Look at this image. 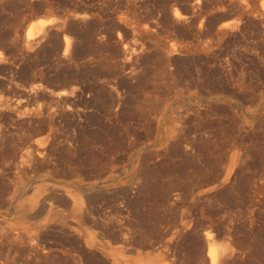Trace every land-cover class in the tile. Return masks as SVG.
Segmentation results:
<instances>
[{
  "label": "rangeland",
  "instance_id": "obj_1",
  "mask_svg": "<svg viewBox=\"0 0 264 264\" xmlns=\"http://www.w3.org/2000/svg\"><path fill=\"white\" fill-rule=\"evenodd\" d=\"M0 154V264H264V0H0Z\"/></svg>",
  "mask_w": 264,
  "mask_h": 264
},
{
  "label": "bare ground",
  "instance_id": "obj_2",
  "mask_svg": "<svg viewBox=\"0 0 264 264\" xmlns=\"http://www.w3.org/2000/svg\"><path fill=\"white\" fill-rule=\"evenodd\" d=\"M37 22V21H36ZM43 22L44 21H40L39 23H38V30L37 31H39V32H41V28H42V25H43ZM47 22V21H46ZM45 23V22H44ZM34 24V23H33ZM31 25L30 26V28H29V30H28V33H27V39L28 38H32L34 35H36L35 34V27H34V25ZM37 24V23H36ZM35 24V25H36ZM45 25H46V23H45ZM44 27V26H43ZM36 28V29H37ZM44 29V28H43ZM42 29V30H43ZM36 31V33H39V32H37ZM69 44H70V42H69V40L68 39H66V49H68V47L70 48V46H69ZM31 89V88H30ZM33 89H35L34 87H33ZM65 91L64 90H62L61 92H58V94L59 95H61V94H63ZM56 97V96H55ZM63 97V96H62ZM18 101V100H17ZM59 103V102H58ZM3 104V103H2ZM14 104H16V103H14ZM3 106V105H2ZM7 110V109H6ZM9 111V110H8ZM17 113V112H16ZM18 115V114H17ZM12 118V117H11ZM44 120V119H43ZM14 121V120H13ZM44 123V122H43ZM6 126V125H5ZM11 129V128H10ZM2 133V132H1ZM11 134V133H10ZM14 135V134H13ZM10 136V135H9ZM32 144V143H31ZM1 147H3V146H1ZM2 149V148H1ZM2 152V151H1ZM1 155V154H0ZM2 156V155H1ZM8 156V155H7ZM31 156V155H30ZM26 158H27V156H26ZM1 172V171H0ZM136 174V173H135ZM139 174H140V172H139ZM138 176V175H137ZM135 177V176H134ZM139 177V176H138ZM141 178V177H140ZM140 178H139V180L138 181H140ZM133 179H135V178H133ZM144 180V179H143ZM132 181H134V180H132ZM137 181V180H136ZM136 181H135V183H136ZM137 181V182H138ZM141 182V181H140ZM139 182V183H140ZM143 182V181H142ZM138 185V184H137ZM140 186H141V184H139ZM135 186H136V184H135ZM136 188V187H135ZM140 188V187H139ZM137 189V188H136ZM84 190V189H83ZM44 191V190H43ZM67 193V192H66ZM70 193V192H69ZM82 194H83V192H82ZM80 195V194H79ZM80 197V196H79ZM63 199V198H62ZM50 202V201H49ZM38 203V202H37ZM75 203V202H74ZM79 204H80V207H84V205H83V203H82V201L80 200V202H79ZM86 204V203H85ZM53 205V204H52ZM90 206V205H89ZM85 208V207H84ZM83 208V209H84ZM86 210H88V207H86ZM84 211V210H83ZM89 211V210H88ZM41 212V211H40ZM36 213V212H35ZM86 213V212H85ZM44 214V213H43ZM91 214V213H90ZM77 215V214H76ZM79 215V214H78ZM91 215H93V214H91ZM90 215V216H91ZM32 216V215H31ZM85 216H86V214H85ZM87 216H88V214H87ZM81 218V217H80ZM97 221V220H96ZM77 224H79V223H77ZM95 224V223H94ZM47 225V224H46ZM64 226V225H63ZM98 226V225H97ZM66 228V227H65ZM70 228H72V227H70ZM103 229V228H102ZM38 230V229H37ZM73 230V229H72ZM71 230V231H72ZM96 230V229H95ZM99 230V229H98ZM106 230V229H105ZM4 231V230H3ZM51 231V230H50ZM73 231H75V230H73ZM77 231V230H76ZM84 231V230H83ZM102 231V230H101ZM36 232V231H35ZM38 232V231H37ZM41 232V231H40ZM78 232V231H77ZM96 232H98L99 233V231H96ZM3 233V232H2ZM76 233V232H75ZM79 233V232H78ZM77 233V234H78ZM102 233H103V231H102ZM102 233H99L100 235L102 234ZM44 234V233H43ZM80 234H82V233H80ZM5 235V234H4ZM16 235V234H15ZM38 235V234H37ZM37 235H35V237L37 236ZM40 235V234H39ZM71 235V234H70ZM84 235V234H83ZM82 235V236H83ZM100 235H98L100 238H103L104 239V237H101ZM212 234H211V232H209V233H207L206 234V236L208 237V239H209V241H208V255H209V259H210V263L209 264H219L220 263V259H221V257H222V255L223 254H225L226 252L228 253V250L230 249V245L231 244H229V246H228V244H224V243H216L215 241H214V238H213V241L212 240H210V236H211ZM22 236V235H21ZM76 236V235H75ZM80 236V235H79ZM125 236V235H124ZM31 238H32V235L30 236ZM38 237H40V236H38ZM46 237V236H45ZM45 237H44V239H45ZM87 237V236H86ZM80 238V237H79ZM18 239V238H17ZM16 239V240H17ZM36 239V238H35ZM40 239V238H39ZM84 239V238H83ZM106 239V238H105ZM126 239H127V237H126ZM20 240H21V238H20ZM85 240V239H84ZM93 238L91 237V236H89V238H88V243H91L92 244V242H93ZM122 240H124V239H122ZM128 240V239H127ZM12 241V240H11ZM104 241H106V240H104ZM27 242H29V240L27 241ZM37 241H35V243H36ZM107 242L108 241H106V244H107ZM11 243V242H10ZM24 243V242H23ZM33 243H34V238H33ZM79 243H80V241H79ZM1 244V243H0ZM19 244V243H18ZM22 244V243H21ZM31 244V243H30ZM43 244V243H42ZM28 245V244H27ZM35 245V244H34ZM41 245V244H40ZM73 245V244H72ZM81 245V244H80ZM85 245H86V242H85ZM30 246V245H29ZM28 246V247H29ZM44 246V245H43ZM83 246V245H82ZM17 247V246H16ZM20 247V246H19ZM18 247V248H19ZM37 247V246H36ZM35 247V248H36ZM42 247V246H41ZM45 247H46V245H45ZM50 247V246H49ZM85 247V246H84ZM86 247H87V245H86ZM32 248H34V247H32ZM39 248V247H38ZM44 248V247H43ZM90 248V247H89ZM89 248H87V249H89ZM231 248H233V247H231ZM17 249V248H16ZM40 249V248H39ZM45 249V248H44ZM46 249H48V248H46ZM80 249V248H79ZM84 249H86V248H83V250ZM96 249V248H95ZM11 250V249H10ZM15 250V249H14ZM28 250V249H27ZM29 250H30V248H29ZM77 250V249H76ZM82 250V251H83ZM93 249H91V251H92ZM233 250V249H232ZM34 251H35V249H34ZM47 251V250H46ZM49 251V250H48ZM95 251H97V249L95 250ZM32 252V251H31ZM76 253H77V251H75ZM80 252V251H79ZM98 252H99V250H98ZM97 252V254H99ZM21 253V252H20ZM37 253V252H36ZM75 253V254H76ZM82 252H80V254H81ZM92 253V252H91ZM95 253V252H94ZM79 254V255H80ZM101 255H102V253H100ZM104 254V253H103ZM36 255V254H35ZM78 255V256H79ZM94 255V254H93ZM108 255V254H107ZM8 256V255H7ZM30 256V255H29ZM95 256V255H94ZM97 256V255H96ZM82 258V257H81ZM101 258V257H100ZM104 258H108V257H106V255H105V257ZM109 259V258H108ZM107 259V260H108ZM119 260V259H118ZM37 261V260H36ZM109 261H110V259H109ZM118 262V261H117ZM165 263H167V262H165ZM164 263V264H165ZM221 264V263H220Z\"/></svg>",
  "mask_w": 264,
  "mask_h": 264
}]
</instances>
